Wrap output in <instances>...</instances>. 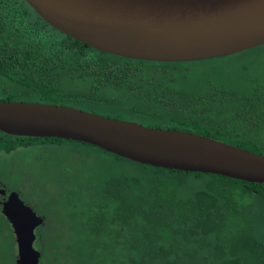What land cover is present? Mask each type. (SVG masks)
<instances>
[{"label": "trees", "instance_id": "obj_1", "mask_svg": "<svg viewBox=\"0 0 264 264\" xmlns=\"http://www.w3.org/2000/svg\"><path fill=\"white\" fill-rule=\"evenodd\" d=\"M263 55L264 44L188 62L119 57L54 30L24 0H0V100L97 114L108 108V117L190 131L264 155V68L255 75L246 65ZM209 61L238 67L245 84L195 75L194 64ZM1 136L23 151L56 142L68 146L55 147L59 155L87 153L80 171L57 172V184L40 196L39 264H264L263 183L153 167L71 144L92 146L81 141ZM2 218L0 263L14 264L13 233Z\"/></svg>", "mask_w": 264, "mask_h": 264}, {"label": "water", "instance_id": "obj_2", "mask_svg": "<svg viewBox=\"0 0 264 264\" xmlns=\"http://www.w3.org/2000/svg\"><path fill=\"white\" fill-rule=\"evenodd\" d=\"M51 28L119 57L188 62L264 44V0H24ZM0 131L81 141L153 167L264 184V155L198 133L145 126L77 107L0 100ZM1 211L15 264H39L42 219L13 196Z\"/></svg>", "mask_w": 264, "mask_h": 264}, {"label": "flooded vegetation", "instance_id": "obj_3", "mask_svg": "<svg viewBox=\"0 0 264 264\" xmlns=\"http://www.w3.org/2000/svg\"><path fill=\"white\" fill-rule=\"evenodd\" d=\"M0 145L3 146L0 147V219H3L1 211L10 203L11 192L16 193L17 199L30 206L34 212L37 205L42 204L41 193L57 184L56 173H61L62 170L61 160L64 155L55 152V147L68 146L64 143L44 142L34 144L30 152L23 153V149L8 146L4 136L0 137ZM44 151H49L50 154L42 165ZM38 190L40 195H37Z\"/></svg>", "mask_w": 264, "mask_h": 264}, {"label": "rangeland", "instance_id": "obj_4", "mask_svg": "<svg viewBox=\"0 0 264 264\" xmlns=\"http://www.w3.org/2000/svg\"><path fill=\"white\" fill-rule=\"evenodd\" d=\"M249 57H250V54H248V53H245L243 55V58L246 61L248 60ZM246 65L248 66V69H252L251 70L252 73L250 71L248 73L255 74V75L259 74L261 69L264 68V55L256 63H254V64L246 63ZM194 72H195V75L200 76V77H208V76H210L211 78L221 77L225 81L226 85H229V86L234 85L235 82L240 83L242 86L245 84V82H243L245 80V75L242 72L238 73V67H236V66H234L232 68H229V67L224 68V67L218 66L214 61H209V62H205V63H198V64L195 63L194 64ZM79 88L80 89L82 88L81 85ZM95 110L97 112H99L98 114L103 115V116L108 115V113H109L108 108H102L100 110L98 108H96ZM124 118H125L124 116L119 117V119H124ZM124 120H126V119H124ZM130 121H133V120H130ZM135 122H137V121H135ZM137 123H139V122H137ZM71 144H75V147H77V145L82 146V147H93V146L80 145V144L74 143V142H71ZM21 152L27 153L30 151L28 150V151H21ZM95 152L97 153V151H95ZM49 154H50L49 151H44L42 153V165L44 164V161ZM85 156H87V153H85L84 151L83 152L75 151V152L67 153L66 155H64L62 157V160H61V169H62L63 174L68 177V176L74 175L77 171H80L79 164H80V162L81 163L83 162ZM43 192H44V190H43ZM42 193H41V196H42ZM1 222H2V219H0V223ZM1 232L4 233L6 231L2 230L0 228V234H2ZM3 255H6V254H3ZM0 264H2V263H0ZM9 264H11V261H9Z\"/></svg>", "mask_w": 264, "mask_h": 264}]
</instances>
